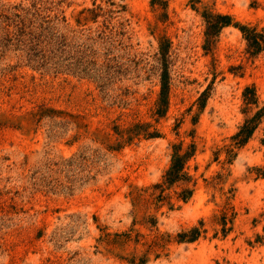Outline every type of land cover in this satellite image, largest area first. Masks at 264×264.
Listing matches in <instances>:
<instances>
[{"label":"rangeland","instance_id":"374dc122","mask_svg":"<svg viewBox=\"0 0 264 264\" xmlns=\"http://www.w3.org/2000/svg\"><path fill=\"white\" fill-rule=\"evenodd\" d=\"M204 10L264 27V0H0V264H264V117L228 151L258 108L244 88L264 103V50L230 24L207 51ZM135 122L160 135L110 149ZM179 142L196 146L192 197L146 205Z\"/></svg>","mask_w":264,"mask_h":264},{"label":"trees","instance_id":"16d2710c","mask_svg":"<svg viewBox=\"0 0 264 264\" xmlns=\"http://www.w3.org/2000/svg\"><path fill=\"white\" fill-rule=\"evenodd\" d=\"M202 17L205 21V40L206 44L204 48L207 51L212 49L214 38L218 35L220 29L223 26L233 24L236 26L242 34V37L246 41V51L250 56H256L264 50V27L258 29L255 25L241 24L240 22H233V18L228 14L213 13L211 11L204 10ZM161 56H162V70L160 73V84L153 115L156 119L163 117L166 114L169 105V90H170V77L168 71V65L166 60V53L168 47L162 40L160 42ZM207 90H204L198 98L200 107H202L206 101ZM243 99L245 105L254 104L257 110L250 116H247L242 124L238 127V130L230 136L231 143L229 152L234 147L243 146L251 137L254 130L258 126L260 120L264 117V103L258 106V98L254 86H246L243 91ZM47 110L53 111V109L40 107V115H47ZM113 134L115 135V141L113 144L108 145L112 150H119L124 145L130 144L134 138H152L157 137L160 134L156 130H149L148 123L135 122L130 126H119L113 124ZM172 151L170 154V162L166 170L164 171L162 178L159 182L152 184L150 187L142 189L146 191L145 204L159 206V204L166 203L169 208L173 207V203L170 202L168 190L179 187V190H175L177 200L187 202L193 195L196 185V179L193 174L189 172V160L194 156L196 146L194 142L188 144L185 148L182 146V142L172 143ZM231 155L230 159H232ZM166 191V193H165ZM142 200V198H139ZM157 218L153 215L147 216L146 223L150 226L156 225ZM201 224V222H200ZM202 230L200 226H192L188 230L181 231L177 234V241L193 242L201 234ZM227 232L226 228H223V235ZM130 233L126 236V239H130ZM132 264H145L147 258L144 254L136 256L135 253L129 259Z\"/></svg>","mask_w":264,"mask_h":264}]
</instances>
